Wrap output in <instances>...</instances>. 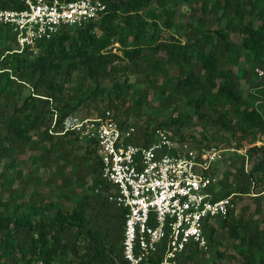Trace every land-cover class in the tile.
Segmentation results:
<instances>
[{
  "label": "trees",
  "instance_id": "obj_1",
  "mask_svg": "<svg viewBox=\"0 0 264 264\" xmlns=\"http://www.w3.org/2000/svg\"><path fill=\"white\" fill-rule=\"evenodd\" d=\"M103 1L100 18L60 29L39 41L36 53L16 51L12 27L0 24V161L19 178L16 189L12 179L0 182V264H125L124 209L109 199L96 142L70 131L53 133L67 115L96 102L104 104L98 116L112 111L120 127L136 128L135 143L147 142L157 127L185 140L180 129L189 124L218 133L215 146L234 141L224 158L228 168L217 176L216 162L206 172L216 179L214 198L232 195L233 207L206 226V247L188 244L177 263L224 264L239 257L240 264H264V215L246 217L234 208L236 198L251 193L264 199V144H257L264 137V0ZM183 3L184 14L196 6L200 12L187 28L173 20ZM0 6L14 8L15 0H0ZM209 17L216 21L213 29ZM241 60H252V68ZM149 92L168 113L129 121L146 113ZM209 132L201 140L191 137L201 146ZM28 150L40 164L22 179L16 160ZM48 168L46 183L72 207L51 196L24 197L29 179ZM71 186L80 193L67 196L63 190ZM216 226L234 241L235 256L227 254ZM161 257L158 251L152 264Z\"/></svg>",
  "mask_w": 264,
  "mask_h": 264
},
{
  "label": "built area",
  "instance_id": "obj_2",
  "mask_svg": "<svg viewBox=\"0 0 264 264\" xmlns=\"http://www.w3.org/2000/svg\"><path fill=\"white\" fill-rule=\"evenodd\" d=\"M105 11L103 0H15L14 8L0 6V24L12 27L16 51L36 53L39 41L94 21ZM69 131L97 144L101 177L111 185L109 199L124 209L125 264H152L158 251L157 264H178L188 244L206 247V226L233 207L232 195L214 198L216 179L206 174L226 148L179 140L166 127L150 129L147 142L135 143L136 128L120 127L110 111L94 117L69 114L53 133Z\"/></svg>",
  "mask_w": 264,
  "mask_h": 264
},
{
  "label": "rangeland",
  "instance_id": "obj_3",
  "mask_svg": "<svg viewBox=\"0 0 264 264\" xmlns=\"http://www.w3.org/2000/svg\"><path fill=\"white\" fill-rule=\"evenodd\" d=\"M188 4L183 3L182 5L176 6L175 10H176V14L173 18V20L181 25L184 28H187V23L191 21V19H193V23H196V21L194 20L195 18H198L200 16V12H199V7H195L194 9L190 8L189 12L187 14H184L183 12L185 10H187ZM158 10V9H157ZM208 28L213 29L217 26L216 21L214 18H208ZM163 29V34L165 36H168L171 32V30H168L166 28H162ZM234 40L239 42L240 38L237 35H234ZM241 64L248 68L251 69L253 66L252 60L245 62L243 60H241ZM263 74V73H262ZM259 74V75H262ZM244 88L246 89V85H244ZM247 90V89H246ZM147 104L144 106V110H145V114L137 119L135 118L133 115H130L129 121H136V122H140L142 123L145 119L149 122L151 120H154L156 116H162L168 113V109L164 108L163 106L159 105V101L156 99H153L151 92L147 93ZM125 107L128 108V110H130L132 112V107L133 104L130 101H127L125 103ZM104 108V104L103 102H96V103H92L88 106H84L79 108L75 114L78 116H89V117H94L97 116V113L99 110ZM112 112V111H110ZM149 115V118H146ZM152 126V124H150V127ZM208 128H203L200 125H188L185 126L183 128L180 129V132L184 135L185 140L190 141L192 144L196 145L195 140L191 137L192 136L196 139V140H201V134L203 132H209ZM215 135L217 137H220V135L218 133H210L208 135V138L205 140H202V145L201 146H207L206 144L213 145V141H212V136ZM177 138H179L178 135H176ZM229 140H224L222 141L218 146L222 147V148H226L227 150L225 152H223L219 158L218 161L220 166L218 168L217 171V176L220 175V173L228 168L227 163L225 162V156L227 154V152L229 150H232L231 148L234 146V141H232V143H228ZM257 144H264V137H262L260 140L257 141ZM242 151V150H241ZM33 154L34 152L28 150L24 157L22 159L18 158L16 160V162L18 163V167L20 168V170H22L23 174H22V179H24L26 177V174H32V169L34 167V165H39L40 164V160H37L36 162H33ZM259 158V157H258ZM5 162V159L3 158L0 161V182H6L7 179H12L13 180V185L12 187L14 189H16L19 186V178L17 176H15L14 172L12 169L8 168L5 169V171L3 170V163ZM215 162V163H216ZM214 163V164H215ZM247 166H249V164L247 163ZM4 171V174H3ZM52 169L48 168V169H42L37 171V173H35V175L33 177H31L29 179V182L27 183L26 187H25V191H24V197L25 198H29V196L34 195V196H38V197H45V196H51L54 200H58L60 206H64L67 208H70L73 206L74 202L72 200H70L67 197H61L58 198V194L60 192V190H57L55 188L54 185H48L46 183V179L50 176ZM3 174V175H2ZM1 187V184H0ZM67 196H72V191H77V193L79 192V189H77L76 186H71V187H67L63 190ZM6 196V195H5ZM4 196V198H5ZM256 194L255 193H251L250 195H245L242 196L241 198H236L234 201V208H235V212L236 213H241V214H245L246 217H253V216H257L260 217L261 215H264V199L262 201L260 200H256L255 197ZM3 198V200H4ZM257 201H259V209L261 210L259 214H256L257 211ZM23 211H26L25 209H23ZM217 228V234L219 235V238L222 241L223 245H226V250H227V254L230 255H234L235 256V251L232 247V243L234 242L232 239H229L224 231H220L219 228L216 226ZM224 264H240L239 261V257H234L230 260H226L224 261Z\"/></svg>",
  "mask_w": 264,
  "mask_h": 264
}]
</instances>
